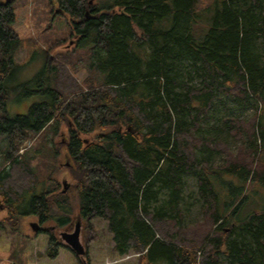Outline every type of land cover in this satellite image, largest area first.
Masks as SVG:
<instances>
[{
    "label": "trees",
    "instance_id": "16d2710c",
    "mask_svg": "<svg viewBox=\"0 0 264 264\" xmlns=\"http://www.w3.org/2000/svg\"><path fill=\"white\" fill-rule=\"evenodd\" d=\"M5 1L0 223L19 231L25 216H36L56 228L79 220L92 231L101 219L113 252L137 254V264H264V200L259 211L248 208L264 194V0H33L38 25L64 18L75 41L19 86L46 99L15 116L7 104L22 41L12 28L18 0ZM219 96L258 107L249 120L227 118L208 133ZM41 133L33 153L18 156ZM223 133L241 141L235 154ZM63 152L69 167L58 161ZM218 152L223 164L212 165ZM185 176L195 179L202 213L191 225L183 223ZM60 247L50 233L46 255Z\"/></svg>",
    "mask_w": 264,
    "mask_h": 264
},
{
    "label": "rangeland",
    "instance_id": "374dc122",
    "mask_svg": "<svg viewBox=\"0 0 264 264\" xmlns=\"http://www.w3.org/2000/svg\"><path fill=\"white\" fill-rule=\"evenodd\" d=\"M14 5L15 20L12 24V28L21 39L22 48L15 57V64L17 66L15 77L13 81L9 83V88L12 92L10 101L7 104V111L10 116L24 115L32 104L42 102L46 99L45 96L33 93L29 94L28 91H22L19 89V86L36 77L46 64H52L55 61V56L58 52H64L72 47L75 41L74 39H69V35L67 36V22L65 20L63 21L64 18L57 20L52 17L49 24L44 22L38 25V22L41 21L39 17L41 14L34 10L33 0H28L27 2L18 0ZM53 8L54 13L57 14L59 9L54 5ZM60 15L62 14L60 13ZM48 30H51V32ZM46 31L48 32L46 33ZM49 43L59 45V49H48ZM186 71H188V68H186ZM75 76L78 81H82L86 76V72L80 69ZM184 76L186 80L191 79V82L188 83L189 85L197 86L199 84V78H193L191 74L190 78H188L185 73ZM255 107H258V103L255 100L251 102V105L241 107L233 101L219 96L208 115V120L204 125V128H206L205 131L208 133L212 132V126L220 128L222 126V121L227 118L243 119L247 121L255 113ZM64 130L63 128L60 129L58 134L53 137V140L59 143L65 142L64 138L66 136L64 132L66 130ZM44 134L46 133L38 134L32 140H26L20 147L18 156L22 157L25 152V156L32 154V147L40 141ZM221 137L226 138L224 140L228 142V151L235 154L237 148L241 145V141L238 139L234 140L231 137L229 138L226 133H223ZM45 142L46 141H44V143ZM4 149L5 141L0 138V171L7 165L1 164ZM224 159L225 153L218 152L211 157V164H223ZM58 161L66 167L70 166L69 159L64 152L58 156ZM184 179V201L182 208L185 209L184 212L186 217L183 223L185 225H191L201 221L202 213L199 209V204L196 205L194 202L198 198L195 179L192 176H185ZM65 182L69 188V180L67 177ZM259 193L253 195V198L249 200L248 208L259 211V207L264 200L263 192L261 191ZM191 203L194 205H190ZM3 206L4 203L0 197V221L6 216ZM31 223H37L39 227L45 231L42 232V230H39L36 233L33 232L30 227ZM91 224L93 230L86 231L85 227L80 222L79 238L84 248H86L83 264H137V254L129 253L125 256H118L113 252L112 235L107 230L106 221L94 219L91 221ZM74 227L75 224L69 228H56L49 223H40L36 216H25L21 221L19 231H12L10 224L0 223V264H82L79 259L80 257L75 256L60 237L63 232H72ZM50 233L55 234L57 240L61 244L55 258H49L46 255ZM87 241L89 242L86 247Z\"/></svg>",
    "mask_w": 264,
    "mask_h": 264
},
{
    "label": "water",
    "instance_id": "95a60500",
    "mask_svg": "<svg viewBox=\"0 0 264 264\" xmlns=\"http://www.w3.org/2000/svg\"><path fill=\"white\" fill-rule=\"evenodd\" d=\"M9 0H6L7 3ZM68 165V164H67ZM62 193H65L68 185L66 184L65 180L62 181ZM31 230L33 232H38L41 228L37 223L30 224ZM61 239L66 243L67 247L75 254V256L83 258L86 255V250L80 241V222L77 221L75 223L74 230L72 232H63L60 235Z\"/></svg>",
    "mask_w": 264,
    "mask_h": 264
},
{
    "label": "flooded vegetation",
    "instance_id": "af4514ba",
    "mask_svg": "<svg viewBox=\"0 0 264 264\" xmlns=\"http://www.w3.org/2000/svg\"><path fill=\"white\" fill-rule=\"evenodd\" d=\"M40 230H42V232L45 231L44 229H40ZM79 259L81 260V262H82V264H83V259H84V257H83V258H79Z\"/></svg>",
    "mask_w": 264,
    "mask_h": 264
}]
</instances>
